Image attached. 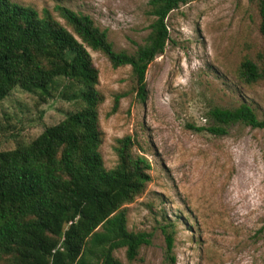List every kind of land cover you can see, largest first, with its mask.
Here are the masks:
<instances>
[{
    "label": "rangeland",
    "instance_id": "374dc122",
    "mask_svg": "<svg viewBox=\"0 0 264 264\" xmlns=\"http://www.w3.org/2000/svg\"><path fill=\"white\" fill-rule=\"evenodd\" d=\"M12 1L39 13L63 5L88 15L116 51L132 53L149 33L148 0ZM259 22L249 0H193L173 10L169 41L146 71L143 103L128 66L113 68L88 49L103 97L104 167L116 165V140L125 136L132 153L151 165L143 193L124 206L127 229L149 233V244L133 261L116 250L122 264H264V129L235 124L222 136L206 131L213 106L244 102L264 119V80L246 85L236 77L245 58L264 66ZM77 107L59 93L42 98L14 88L0 102V152L27 144ZM163 226L174 232L170 254Z\"/></svg>",
    "mask_w": 264,
    "mask_h": 264
},
{
    "label": "trees",
    "instance_id": "16d2710c",
    "mask_svg": "<svg viewBox=\"0 0 264 264\" xmlns=\"http://www.w3.org/2000/svg\"><path fill=\"white\" fill-rule=\"evenodd\" d=\"M193 0H148L149 33L132 53L116 51L106 30L90 16L56 5L54 12L0 0V102L16 87L51 97L59 93L78 104L32 141L0 152V264H122L114 252L133 261L150 234L127 229L124 206L141 195L150 162L132 153L130 136L116 140L117 163L103 164L99 148L98 70L88 49L104 54L113 68L128 66L136 99L147 97L149 64L169 41V14ZM255 3L264 36V0ZM56 16H54V14ZM237 79L246 85L264 80V66L241 61ZM122 94L114 98L115 111ZM215 136L235 124L264 129L246 103L208 111ZM204 128L196 130L201 131ZM171 227V225H170ZM162 227L167 253L173 233Z\"/></svg>",
    "mask_w": 264,
    "mask_h": 264
}]
</instances>
